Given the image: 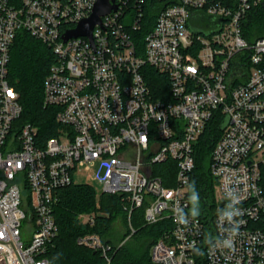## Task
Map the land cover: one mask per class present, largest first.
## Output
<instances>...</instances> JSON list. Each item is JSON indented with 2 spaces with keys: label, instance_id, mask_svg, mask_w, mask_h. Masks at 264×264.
I'll use <instances>...</instances> for the list:
<instances>
[{
  "label": "built area",
  "instance_id": "built-area-1",
  "mask_svg": "<svg viewBox=\"0 0 264 264\" xmlns=\"http://www.w3.org/2000/svg\"><path fill=\"white\" fill-rule=\"evenodd\" d=\"M96 1L0 0V264H50L59 190L96 162L101 192L120 195L129 219L145 206L147 223L166 222L149 264H264V38L243 33L262 0H157L142 44L133 33L144 0H115L92 39H65ZM24 30L54 54L44 105L55 108L57 128L45 141L35 124H16L23 106L11 51ZM150 68L167 82L155 84ZM212 121L221 127L209 165L220 196L202 216L191 183ZM169 158L174 173L156 168ZM77 243L111 263L114 245L99 233Z\"/></svg>",
  "mask_w": 264,
  "mask_h": 264
},
{
  "label": "trees",
  "instance_id": "trees-1",
  "mask_svg": "<svg viewBox=\"0 0 264 264\" xmlns=\"http://www.w3.org/2000/svg\"><path fill=\"white\" fill-rule=\"evenodd\" d=\"M143 5L145 17L142 29L133 33L138 44L143 43V37L153 27L158 12L163 7L157 0H144ZM243 33L249 41L264 38V0L249 13L247 21L244 22ZM11 56L10 79L19 92L23 106L16 124L22 125L27 122L35 124L38 127L39 138L45 141L55 134L57 128L55 108L44 105V80L54 61V54L46 43L24 30L17 34ZM151 72L155 84L167 82L165 76L153 68ZM159 86H155V93L163 97ZM220 134L221 127L217 125V121H212L195 151L196 167L191 183V204L193 210L202 216L212 213L215 207L216 180L210 172L209 165L212 149ZM176 167L177 162L171 158L156 165L157 169L172 173ZM59 193L60 200L54 210L59 232L49 245L50 264H106L100 252L77 243L80 234L90 232L99 233L114 245L110 264H149L150 248L164 230L166 224L164 220L153 224L147 223L144 216L145 206L135 208L129 219L120 195L97 193L88 183L74 182L60 189ZM91 212L96 213L95 223L81 222L80 215ZM119 219L123 220L128 231L116 244L111 234L114 231V222ZM127 236L129 238L118 246Z\"/></svg>",
  "mask_w": 264,
  "mask_h": 264
},
{
  "label": "rangeland",
  "instance_id": "rangeland-1",
  "mask_svg": "<svg viewBox=\"0 0 264 264\" xmlns=\"http://www.w3.org/2000/svg\"><path fill=\"white\" fill-rule=\"evenodd\" d=\"M100 162H96L89 169H84L83 171L77 172L75 174V183H88L92 185L97 193L102 191V182L98 177V172L103 173L104 170H100ZM215 194L217 198L220 196L219 188L215 186ZM113 233L111 236L114 238V242L117 244L124 237L125 233L128 231L122 219L114 222Z\"/></svg>",
  "mask_w": 264,
  "mask_h": 264
},
{
  "label": "water",
  "instance_id": "water-1",
  "mask_svg": "<svg viewBox=\"0 0 264 264\" xmlns=\"http://www.w3.org/2000/svg\"><path fill=\"white\" fill-rule=\"evenodd\" d=\"M114 1L115 0H97L93 13L88 18L81 20L74 29L67 31L64 38L68 39L70 37L85 35L92 39L93 28L96 24L101 23L102 16L117 8V4L114 3Z\"/></svg>",
  "mask_w": 264,
  "mask_h": 264
}]
</instances>
